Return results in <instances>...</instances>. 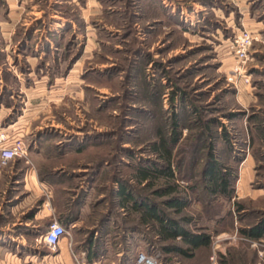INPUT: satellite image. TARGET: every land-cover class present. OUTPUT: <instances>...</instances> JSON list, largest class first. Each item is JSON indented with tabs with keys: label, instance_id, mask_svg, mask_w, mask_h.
<instances>
[{
	"label": "rangeland",
	"instance_id": "374dc122",
	"mask_svg": "<svg viewBox=\"0 0 264 264\" xmlns=\"http://www.w3.org/2000/svg\"><path fill=\"white\" fill-rule=\"evenodd\" d=\"M243 30L259 40L250 81L234 84L232 45ZM0 130L25 151L0 167V264L45 243L38 225L49 217L37 213L49 195L62 218L78 211L72 197L84 198L79 221L66 225L75 252L93 237L105 252L150 247L162 264H264V236L243 232L264 219V0H0ZM161 138L174 195L187 201L181 212L155 193L163 179L132 177L137 164H166L153 151ZM210 150L231 175L228 195L208 189ZM30 173L53 191L25 188ZM116 176L211 245L193 259L166 254L163 245L181 240H160L124 207ZM106 218L112 228L96 232Z\"/></svg>",
	"mask_w": 264,
	"mask_h": 264
},
{
	"label": "trees",
	"instance_id": "16d2710c",
	"mask_svg": "<svg viewBox=\"0 0 264 264\" xmlns=\"http://www.w3.org/2000/svg\"><path fill=\"white\" fill-rule=\"evenodd\" d=\"M178 120L179 119L177 117H174L172 137L174 144L177 143L179 136ZM227 141L229 142V138L226 139V142ZM153 151L156 154H160L165 160L166 164L163 166L155 162L153 164L147 165L143 163L137 164L136 167H134L132 177L139 183H146L148 186L154 185L156 181L163 179L168 184L163 187V189L156 190L155 193L162 197L166 196L167 199L164 200V204L176 211L181 212L186 207L187 201L184 199V197L174 195L178 192V184L174 183V181H176V175L171 164V150L168 142L163 138H161L159 141L153 142ZM105 162L106 161H101L98 164V171L105 166ZM94 174L96 175V173ZM204 175L208 182L207 186L210 192L224 195H228L230 193L229 186L231 175L222 169L221 164L218 163L216 157L213 154V150H210L208 164L204 170ZM115 180L117 187H115L114 192H116L115 195L120 198L121 204L124 207L129 206L133 210L137 211L141 215L144 223L148 225L153 224L160 240H181L182 244L168 243L167 245H163L162 249L166 254L176 253L187 259H193L203 248H207L211 245L212 239L210 234L206 232H191L186 227H184L180 220L166 215L162 209H160L156 203L152 202L150 199L143 196H140L141 198H139V196L130 190L127 180L118 176L115 177ZM82 197H85V193H82ZM82 200H84V198H82ZM77 209L78 211L76 214L70 213L65 216V218H62L63 220L60 222L65 227L66 225L70 224V222H73L79 218V214H81L79 210L80 205H77ZM184 220L190 221L191 218L185 217ZM107 221V218L104 219L102 224H105ZM52 223V219L47 221L45 227L42 229L43 232H41V235H43L48 230ZM243 232L254 238H262L264 236V219L258 225L248 229H243ZM93 243H95L94 247H92ZM84 248H87L90 255L88 259L89 261L94 260L104 252L103 246L99 244V240L95 241L93 237H90L87 241H85ZM141 250L142 249H140V251ZM150 250V247L144 249V251L147 253H150Z\"/></svg>",
	"mask_w": 264,
	"mask_h": 264
},
{
	"label": "crops",
	"instance_id": "0c3cea01",
	"mask_svg": "<svg viewBox=\"0 0 264 264\" xmlns=\"http://www.w3.org/2000/svg\"><path fill=\"white\" fill-rule=\"evenodd\" d=\"M24 186L28 190H31L36 196H40V195L44 196L48 192V186L44 182L38 180L35 173L28 174V176L25 178ZM51 191L53 190H50L48 194L51 193ZM77 196L78 195H75L74 197H72L73 201L71 200L69 205L76 204V207L77 205H80L79 210L81 211V215H82V211L84 210L83 208L84 200L81 201L77 199ZM51 201H52V197L51 195H49V197L44 200L41 209L37 213V217H38V214L42 212L43 216L49 217V220L51 219L53 220L54 217L58 219L61 218L62 220V216L60 217L59 213H57L56 211L59 207L58 203L53 205L51 204ZM76 221H79V220H74L73 222H70V224L71 223L75 224ZM70 224H68V226ZM45 225L46 223L38 225L41 228V232H43L42 229L43 227H45ZM110 228H112V223L111 221L109 222L108 220L107 222H105V224L103 223L101 226H99L96 232H100L103 230H109ZM133 239H134V236H132L131 241H134ZM94 245L95 243H93L92 247H94ZM3 247L4 246L0 245V251L3 250ZM23 247L24 248H22V250H26L25 252H20L19 254L16 253L15 255H13V257L5 258L1 264H79L80 261H89L88 259L90 256L87 248L80 249L78 252H75L76 249H74L72 244L69 243V241L67 240V237H65L61 241L60 245L56 247V250H57L56 252L49 250L46 247V243H44L43 245L26 243L23 245ZM107 249L109 251H106V252L104 251L94 260L105 259L107 262L130 264L136 259L137 254L140 251L139 247H135L133 248V252L129 253L128 251H126L127 249H125V247L124 249L121 248L120 243L116 244L115 252L113 251L112 246H107ZM128 249H132L131 246H128Z\"/></svg>",
	"mask_w": 264,
	"mask_h": 264
},
{
	"label": "built area",
	"instance_id": "2783aa9c",
	"mask_svg": "<svg viewBox=\"0 0 264 264\" xmlns=\"http://www.w3.org/2000/svg\"><path fill=\"white\" fill-rule=\"evenodd\" d=\"M259 40V37L248 30H243L236 35L232 51L235 54L236 61L230 71L228 80L234 84L238 80L249 82L247 74V64L250 59V50L254 42ZM25 153L22 142L15 140L7 131L0 130V167L6 165L9 161L22 156ZM69 231L58 220L53 221L48 230L42 235L44 242L49 247L56 249L61 241L67 237ZM214 259V257H213ZM79 264H120L107 262L105 259H96L92 261H80ZM130 264H162L159 255L139 251L136 259Z\"/></svg>",
	"mask_w": 264,
	"mask_h": 264
}]
</instances>
